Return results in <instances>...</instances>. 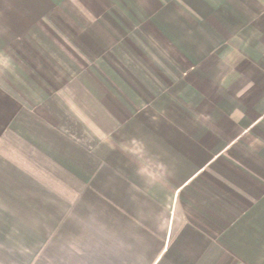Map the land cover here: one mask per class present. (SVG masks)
I'll return each instance as SVG.
<instances>
[{
    "label": "crops",
    "instance_id": "crops-1",
    "mask_svg": "<svg viewBox=\"0 0 264 264\" xmlns=\"http://www.w3.org/2000/svg\"><path fill=\"white\" fill-rule=\"evenodd\" d=\"M182 1L0 0V264H264V0Z\"/></svg>",
    "mask_w": 264,
    "mask_h": 264
},
{
    "label": "rangeland",
    "instance_id": "rangeland-1",
    "mask_svg": "<svg viewBox=\"0 0 264 264\" xmlns=\"http://www.w3.org/2000/svg\"><path fill=\"white\" fill-rule=\"evenodd\" d=\"M182 1V0H181ZM180 0H175L176 2V6L178 8H184V6L182 5V3H184L183 1L181 2ZM148 26V25H147ZM146 26V27H147ZM150 26V27H149ZM147 28H145L146 33H151L150 39H153V35L155 34V31L157 32V36H159V33L163 31V27L161 26H151L149 25ZM145 39V38H144ZM163 41L160 44H153L152 41L150 42H145V43H141L139 46L136 44H133V46L135 47V51L138 53V55H140L142 57V61H146V64H143L144 67H150L152 70H154V72H157V74L162 77V81L164 82H169L171 83V80L168 79L167 75H165L166 73V65H165V60H163L162 58H160L159 56H163L164 54V47L167 46V44L165 45V38L162 37ZM175 49V48H174ZM159 56H157V55ZM176 56H179L178 53H176ZM148 64V65H147ZM148 69V68H147Z\"/></svg>",
    "mask_w": 264,
    "mask_h": 264
}]
</instances>
